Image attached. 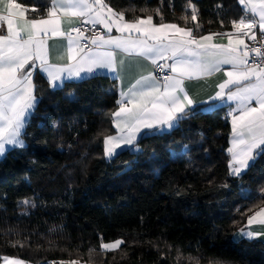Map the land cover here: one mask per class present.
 <instances>
[{
    "label": "trees",
    "instance_id": "obj_1",
    "mask_svg": "<svg viewBox=\"0 0 264 264\" xmlns=\"http://www.w3.org/2000/svg\"><path fill=\"white\" fill-rule=\"evenodd\" d=\"M47 1L18 0L39 15ZM106 3L127 19L151 14L159 22V9L164 22L187 16L188 26L194 6L201 34L230 30L244 14L238 0ZM33 81L39 102L25 147L0 159V256L33 264H264V242L232 238L246 224L244 213L264 206V155L241 176H229L224 106L205 111L198 104L178 127L139 136L135 149L106 159L117 80L94 75L52 88L36 72ZM25 199L32 204L24 209ZM118 238V250H101L102 240Z\"/></svg>",
    "mask_w": 264,
    "mask_h": 264
},
{
    "label": "snow or ice",
    "instance_id": "obj_2",
    "mask_svg": "<svg viewBox=\"0 0 264 264\" xmlns=\"http://www.w3.org/2000/svg\"><path fill=\"white\" fill-rule=\"evenodd\" d=\"M48 2L44 14L39 15L35 6L27 7L18 0H0V32L4 33L0 34V157L9 147H25V129L39 102L33 81L36 70L45 74L52 88L62 87L66 80L83 79L85 75L91 77L104 71L123 83L126 59L132 58L140 74L120 88L118 107L110 113L116 133L103 137L106 158L118 155V150L135 148L139 136L178 127L197 103L210 111L216 101L225 100L235 102L228 113L231 117L230 147L226 150L230 156L229 175L241 176L251 166L250 162L264 155V0H239L244 14L230 21L232 30L208 35L199 34L202 26L197 22L194 6L191 10L194 26L181 27L177 23H165L159 9H156L159 22H155L151 14L127 19L125 11H116L106 0ZM29 12L37 13L36 18H29ZM183 20L187 25L188 17ZM74 22L80 26H71ZM83 25L92 27L82 31ZM97 25L106 32L97 31ZM114 29L118 35L112 34ZM257 29L259 46L246 43V37L258 40ZM85 31L92 34L85 36ZM216 36H227V44L214 43ZM57 38H63L65 43L55 57L57 62H53L55 46L49 41ZM150 65L161 71L167 68L169 72L161 77L150 70ZM224 65L230 68L224 70ZM222 70L227 78L217 85L219 91L206 101L193 100L185 82ZM23 203L28 205L32 201L25 199ZM248 212L251 215L244 213L247 225L264 228V206L254 205ZM239 234L252 239L264 235V231L241 228ZM123 243L119 238L110 242L102 240L100 248L116 251ZM2 259L4 264H26L16 257Z\"/></svg>",
    "mask_w": 264,
    "mask_h": 264
},
{
    "label": "crops",
    "instance_id": "obj_3",
    "mask_svg": "<svg viewBox=\"0 0 264 264\" xmlns=\"http://www.w3.org/2000/svg\"><path fill=\"white\" fill-rule=\"evenodd\" d=\"M40 1H42V0H36V2H40ZM238 3H239V0H238ZM239 5H240V3H239ZM32 6H34V5H32ZM48 6H49V2L47 1V7ZM47 7H46V9H47ZM241 8L243 10L242 6H241ZM30 14H31V12H29L27 14L29 18H36V16H31ZM78 23L79 22H74L71 26H76ZM165 23H177L181 27L188 26V25L185 24V22H181V23H178V22H165ZM97 26L100 27L101 31H105L106 32V30L103 29V27L101 25H97ZM64 27H65V30H67L69 25L66 23L64 25ZM188 27H193V26H188ZM4 28H6V25H4ZM231 30L232 29L223 30V31H207V32H205L203 34H201L199 32V34L200 35H208L209 33H222V32H227V31H231ZM0 34H4V33L0 32ZM112 34L113 35H118V33L115 32V29L113 30ZM213 42L217 43V44H227L228 38H227V36H216V37H214ZM49 43H50V45H54L55 46L53 51H52V57H53V62H57L55 60V57L61 52L62 45L65 43V41H64L63 38H57L55 40L49 41ZM145 63H147V62H145ZM160 63H165L166 64V63H170V61H160ZM126 65H127V67H126V71H125V74H124V77H123V83H122V81L120 79H117L114 74L108 73L106 71L98 72L97 74H95V75H107V76L113 77V78H115L117 80V88L116 89H117L118 98H119L120 88L123 87V86H126L130 82H133L134 79L140 74L139 73V66L135 63V58H132L131 60H127L126 59ZM229 68H230L229 65H224L223 66L224 70H227ZM153 69H154V65H150V70H153ZM36 72H38L48 82L45 74L41 73L39 70H36L35 73ZM144 74H146V73H144ZM87 77L88 76L85 75V78H87ZM226 78L227 77L224 75V71L222 70L220 72H215L212 75L207 76L205 78L193 79V80H190V81H186L185 82V88H186V90L188 91V94L192 97L193 100H195V101H206V100H208V97L215 95V93L217 91H219V89L217 88V85L219 83H221ZM76 80H82V79H71V80H66V81H76ZM198 104L199 103H197V105ZM222 106H224L226 108V117H227V120L229 122L230 132H231V117L228 115V113H229L231 108L235 107V102L227 101V100H225L223 102L216 101L215 102V107L213 109L218 108V107H222ZM117 107H118V105H117ZM116 108H115V110H116ZM112 126H113V129H114V132L109 134V135H114L116 133V129H115L113 123H112ZM170 130L171 129H165L163 132H168ZM158 133H160V132H158ZM228 147H230V133H229V138H228ZM12 148H15V147H9V149H12ZM118 151H120V150H118ZM103 152H104V144H103ZM1 158L2 157H0V159ZM106 159H109V158H106ZM251 163L252 162H250V164ZM229 176H231V175H229ZM242 228H245L246 230H251V231H254V232H262V231H264V228H262V226H259V225L248 226L247 225V220H246L245 226L242 227ZM240 229L233 233L232 238H233L234 241H238V240H240L242 238H247V237L241 236L239 234ZM247 239H249V238H247ZM252 239H256V240H260V241L264 242V235H258V236L254 237ZM4 256H7V255L0 256V264H4V261L2 259V257H4ZM9 257H16V256H9ZM16 258H19V257H16ZM19 259H22V258H19ZM22 260L25 261L26 264H33V263H31V262H29L27 260H24V259H22ZM62 261L65 262V264H70V262H72V261H77L78 264H91V263L82 262V261H79V260H76V259H73V260H57V261H54L53 264H59V262H62Z\"/></svg>",
    "mask_w": 264,
    "mask_h": 264
},
{
    "label": "built area",
    "instance_id": "obj_4",
    "mask_svg": "<svg viewBox=\"0 0 264 264\" xmlns=\"http://www.w3.org/2000/svg\"><path fill=\"white\" fill-rule=\"evenodd\" d=\"M76 26H80V24L78 23ZM92 26L91 25H83L81 27V30L84 31L86 28L90 29ZM96 30L97 31H101L100 27L99 26H96ZM257 32V37H258V40L257 41H252L250 39H248L246 37V43L250 44V45H255V46H259V36H260V33H259V30L257 29L256 30ZM92 33L90 31H85V36H89L91 35ZM73 35H75V33H73ZM153 71H155L159 76L163 77L164 75L168 74L169 70L167 68H165L163 71H161L160 69L156 68L154 66V69Z\"/></svg>",
    "mask_w": 264,
    "mask_h": 264
},
{
    "label": "rangeland",
    "instance_id": "obj_5",
    "mask_svg": "<svg viewBox=\"0 0 264 264\" xmlns=\"http://www.w3.org/2000/svg\"><path fill=\"white\" fill-rule=\"evenodd\" d=\"M191 18V17H190ZM20 204L22 205V206H24L23 208L25 209V208H27L26 206H30L31 204H28V205H25L24 203H23V200L22 201H20Z\"/></svg>",
    "mask_w": 264,
    "mask_h": 264
}]
</instances>
